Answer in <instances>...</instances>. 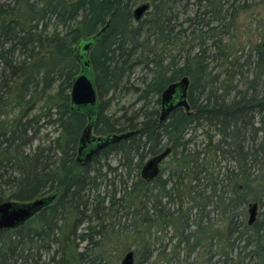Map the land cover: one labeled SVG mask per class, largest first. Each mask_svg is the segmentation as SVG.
Wrapping results in <instances>:
<instances>
[{"label": "trees", "instance_id": "1", "mask_svg": "<svg viewBox=\"0 0 264 264\" xmlns=\"http://www.w3.org/2000/svg\"><path fill=\"white\" fill-rule=\"evenodd\" d=\"M255 1L0 0V204L60 193L0 231V264H264V43H234ZM108 22L89 56L94 135L137 133L82 166L76 46ZM185 77L190 113L160 123L161 94ZM130 95L139 109L107 114ZM166 148L164 178L145 182Z\"/></svg>", "mask_w": 264, "mask_h": 264}, {"label": "water", "instance_id": "2", "mask_svg": "<svg viewBox=\"0 0 264 264\" xmlns=\"http://www.w3.org/2000/svg\"><path fill=\"white\" fill-rule=\"evenodd\" d=\"M76 2L78 0H66ZM150 10V3H143L134 10V16L140 21ZM110 22L95 36L82 39L76 46L77 59L82 67L79 76L74 80L71 89L72 110L87 115L88 125L84 129L78 145L77 162L82 166L90 163L92 159L104 149L133 136L137 131L122 134H112L107 137L94 135V128L99 119L100 103L95 85L94 75L89 56L97 41L106 33ZM190 80L185 77L173 83L161 94L160 123L166 121L177 109H184L190 113L188 95ZM172 148H166L160 155L149 159L141 170V178L147 183H153L161 175L162 163L171 154ZM60 193L38 198L29 202L7 201L0 204V231H15L24 227L36 218L41 212L51 207L58 199ZM249 225L257 220L258 205L252 204L248 210ZM121 264H135L134 253L126 254Z\"/></svg>", "mask_w": 264, "mask_h": 264}, {"label": "rangeland", "instance_id": "3", "mask_svg": "<svg viewBox=\"0 0 264 264\" xmlns=\"http://www.w3.org/2000/svg\"><path fill=\"white\" fill-rule=\"evenodd\" d=\"M6 1V0H1ZM137 8V7H136ZM135 8V9H136ZM184 18H181V23ZM188 25L185 24L184 28ZM236 45H251V48L255 47L257 43H264V0H256L254 7L248 12L243 13L239 19V30L235 37ZM248 45V46H249ZM142 103L137 104V97L134 95H130L124 100H122L119 104L114 105L107 114L115 115L119 117L122 115V108L128 109L129 114L133 112V109H139ZM48 133L52 134L53 129L48 130ZM199 141H202L200 138ZM169 159L165 161V163L161 166V175L164 174V169L169 165ZM159 176V177H160ZM163 177V176H162ZM164 178V177H163ZM249 219V214L247 213V220ZM121 263V260L118 264Z\"/></svg>", "mask_w": 264, "mask_h": 264}, {"label": "flooded vegetation", "instance_id": "4", "mask_svg": "<svg viewBox=\"0 0 264 264\" xmlns=\"http://www.w3.org/2000/svg\"><path fill=\"white\" fill-rule=\"evenodd\" d=\"M164 163H165V162H164ZM164 163H162V165H163Z\"/></svg>", "mask_w": 264, "mask_h": 264}]
</instances>
